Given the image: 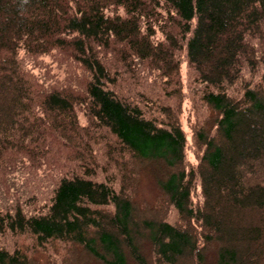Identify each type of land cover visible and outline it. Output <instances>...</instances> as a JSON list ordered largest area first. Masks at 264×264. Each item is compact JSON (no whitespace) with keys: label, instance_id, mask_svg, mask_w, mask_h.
I'll return each instance as SVG.
<instances>
[{"label":"trees","instance_id":"16d2710c","mask_svg":"<svg viewBox=\"0 0 264 264\" xmlns=\"http://www.w3.org/2000/svg\"><path fill=\"white\" fill-rule=\"evenodd\" d=\"M0 264H264V0H0Z\"/></svg>","mask_w":264,"mask_h":264},{"label":"rangeland","instance_id":"374dc122","mask_svg":"<svg viewBox=\"0 0 264 264\" xmlns=\"http://www.w3.org/2000/svg\"><path fill=\"white\" fill-rule=\"evenodd\" d=\"M181 72L183 76V101H182V112L180 115V120L182 127L185 130L187 136V147H186V155L188 159L193 162H196V156L193 151V133L190 127V120L189 114L191 112V105H192V91L189 90V87L185 85L187 83V71L185 63L182 64ZM157 194L156 187L153 181L150 179L148 174H144L142 176L141 184L138 191V199L147 200V201H154Z\"/></svg>","mask_w":264,"mask_h":264}]
</instances>
